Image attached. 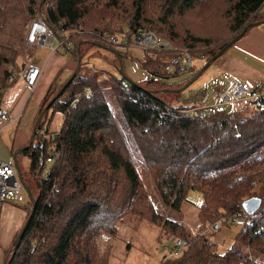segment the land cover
<instances>
[{"label":"trees","instance_id":"obj_1","mask_svg":"<svg viewBox=\"0 0 264 264\" xmlns=\"http://www.w3.org/2000/svg\"><path fill=\"white\" fill-rule=\"evenodd\" d=\"M152 4L157 13H149ZM263 6L264 0H0V34L18 47L0 44V103L13 70L18 69L26 26L35 14L53 36L60 28L70 33L71 47L64 43L63 49L77 59L85 47L106 45L98 36L122 33L124 28L128 29L127 39L142 30L169 42L171 50L144 52L143 68L151 74L150 79L134 84L121 76L112 77L108 88L134 132L135 147L161 202L179 211L190 190L200 192L198 222L212 227L221 219L227 223L244 218L234 239L246 249L214 252L203 234L192 233L183 224L154 212L114 123L104 87L95 77L81 74L79 66L43 114L32 142L22 148L29 168L20 175L36 205L19 246L9 250L5 264H90V250L99 254L103 264H109L107 247L98 248L96 239L102 234L115 236L117 222L128 213L161 227L167 240L183 242L171 264H264L253 256H264V195L255 191L257 185H264V101L253 102L257 110L249 116H242L243 110L194 114L196 106L176 104L180 92L164 90L181 88L199 68L191 66L189 76L180 83L157 80L187 72L161 70L181 49L205 63L250 23L263 20ZM80 41L83 44L77 50ZM56 80L57 75L39 104V113L66 82L56 86ZM50 108L62 112L64 118L60 129L50 132L52 138H41L38 133L43 126L49 133L46 115ZM50 147L60 158L42 177ZM118 188L124 196L118 207L133 205L109 213L104 208ZM252 196H259L261 204L247 215L241 205ZM27 205L28 216L29 199Z\"/></svg>","mask_w":264,"mask_h":264},{"label":"rangeland","instance_id":"obj_2","mask_svg":"<svg viewBox=\"0 0 264 264\" xmlns=\"http://www.w3.org/2000/svg\"><path fill=\"white\" fill-rule=\"evenodd\" d=\"M148 11L149 13H157L153 4L149 6ZM262 12H264V6L262 8ZM27 27L28 25L26 26V30ZM127 31L128 29L124 28L122 33L116 34L117 44H120L123 38H125V33ZM129 40L131 41V38ZM129 40L128 46L125 48L110 46L105 42L104 43L106 45L100 44L103 46V48L97 46H90L88 48L85 47L84 52L80 57V73L95 77L104 87L103 93L105 94L107 103L113 115L114 123L121 134L124 143L126 144L125 146L128 147L132 155L136 170L142 180V183L144 184V188L146 189L148 196L150 197V201L153 206L152 209L154 212L162 215L164 218H168L183 224L192 233L203 234L204 239L208 243L212 244L211 250L214 252L221 253L229 248L237 247L243 251H246V249L239 245L234 239V236L240 229L242 223L245 222L244 218L239 217L235 221H229L227 223H222L221 219L216 228L214 226L211 227L198 222L196 214L197 208L201 202L200 192L196 190H190L188 192L186 201L182 204V207L179 211L165 206L161 202L151 180V176L148 173V169L144 165L142 155L135 147L132 137L134 132L128 128L125 118L121 114L117 102L112 97L111 90L108 88L110 86L109 83L112 77L117 78L123 74L127 79L137 84H143L151 78L149 71L143 68L145 51L136 47L133 42H129ZM0 44L18 48L17 45L13 43V40L1 34ZM228 51L224 53H227ZM118 53L121 54V57L118 55ZM224 53L222 54L223 56L221 55L219 58L212 61L191 85L180 92L176 104L183 106H196V109H192V113L194 112V114H198L197 112H199L201 115H205V113H207V109L205 108L198 109L200 104L206 100H208L207 102L209 103H219L218 105L220 106L217 105V107H220V109L216 108L215 110L225 114L233 113L236 109H239L238 107H241L242 105L246 106V109L240 113L242 116H249L256 112L257 107L255 104L247 99H243L235 103L233 106L220 104L219 100L217 99V91L224 90L229 86H218L216 85L215 80V74L218 72L217 69L219 65H221V62L226 55ZM58 54L64 59V69L61 72L59 78H57L55 81L56 86H59L61 83L65 82V80L71 76L78 64V59L72 56L70 52L64 51L63 48H61L59 52H54L53 57H58ZM30 55L31 50H25L23 47L20 48L19 56L16 61L18 69L13 70L12 77L20 71V63L22 59L25 56ZM203 64L202 58L195 57L192 59L191 66L192 69L195 70L198 68L200 69ZM189 74L190 71H187L177 77L166 80L157 78V80L159 82H167L171 84H173V82L180 83L187 79ZM219 87L222 89H219ZM231 107L234 109L232 110ZM38 114L39 104H37L35 100H31L25 105L20 118L17 119L18 121L14 124V126L9 131L3 130L2 136H5V133L8 131L7 133L9 137L16 140L18 139L20 131H24L29 134L26 139L27 144L31 137L34 121ZM63 118L64 114L62 112L50 108L46 115V120L48 121V132H57L61 127ZM42 130L43 129H41V131ZM1 131L2 129H0V132ZM51 149L52 148L50 147L49 150L51 151ZM15 161L16 168L19 170L20 174L22 173L24 176L29 168V158L21 152L16 155ZM255 191L257 195L263 196L264 185H257L255 187ZM22 196L25 203H27L28 196L24 189H22ZM123 197L124 196L123 193H121V189L118 188L112 202L106 205L104 209H106L109 213H112V210L114 209L131 207L133 205L132 202L125 204L122 207H118V201L119 199L120 201H123ZM116 229L117 232L115 236H107L106 234H102L100 237H98V239H96L95 245L98 248L102 249L107 247L108 253L110 254L109 264H171L175 260V258L170 254V240L172 238L167 240V236L163 230H161V227H155L154 225L150 224V222L142 219L141 216H138L135 213L126 214V216L121 218L120 222H117ZM157 239L160 240V242ZM93 254V251L90 250V264L104 263L99 259V254H94V258ZM253 256L257 258L258 261L264 263V256H256L254 254ZM80 264L84 263L81 262Z\"/></svg>","mask_w":264,"mask_h":264},{"label":"crops","instance_id":"obj_3","mask_svg":"<svg viewBox=\"0 0 264 264\" xmlns=\"http://www.w3.org/2000/svg\"><path fill=\"white\" fill-rule=\"evenodd\" d=\"M228 50L227 53H224L226 55L217 69V74H215L216 85H229L235 80H249L253 83L264 84V23L250 28ZM53 54L54 52H49L47 49H31V55L22 59L20 71L12 77L3 92L0 108L7 110L8 121H0V129H2L0 132L1 161L14 160L17 150L27 145L26 139L29 134L26 132L20 131L16 140L11 139L7 132L18 121L17 119L20 118L28 102L35 100L37 104H40L56 75L59 78L64 69L63 57L58 54V57L54 58ZM29 64L41 69L37 83L32 89L24 84L21 77L22 69ZM219 89L222 88L219 87ZM207 101L201 103L199 109L205 108L207 113L219 112L215 110L216 108L220 109V107H217L219 103H209ZM243 107L244 105L238 107L239 109H236L233 113H240ZM231 109L233 110L234 108L231 107ZM3 130H8L5 136H2ZM27 207L28 205L24 200L21 203L4 202L2 204L0 216V264L4 263L15 235L26 220Z\"/></svg>","mask_w":264,"mask_h":264},{"label":"built area","instance_id":"obj_4","mask_svg":"<svg viewBox=\"0 0 264 264\" xmlns=\"http://www.w3.org/2000/svg\"><path fill=\"white\" fill-rule=\"evenodd\" d=\"M58 37V38H57ZM70 33L62 28L57 29L56 35L53 36L45 25L42 18L35 14L30 20L26 36L23 40L24 49L41 48L47 49L49 52H56L63 48L65 43L68 47H71L68 39ZM98 38L107 43L110 46H118L125 48L128 46V40L123 38L120 44H117L116 33H108L106 35L98 36ZM56 42V44H55ZM133 44L144 51H167L173 49L168 41L159 39L153 33L139 30L132 35L131 41ZM192 65V58L187 49H181L176 57L169 58L162 66L161 70L166 73H172L176 69L187 71ZM40 67L34 65H26L21 72L24 84L33 88L40 75ZM84 94L89 97L90 93L85 91ZM216 97L220 104L232 106L233 104L247 99L254 103H261L264 101V84L253 83L249 80L244 81H232L229 86L224 90H218ZM77 97L72 101V105L77 102ZM246 106L242 109L244 110ZM0 121H8V112L6 109L0 108ZM43 130L39 131V135L42 138L53 137L54 134L47 133L46 126H43ZM60 158V153L55 151L52 147L51 153L46 157L45 163L41 170V176L46 177L49 171V167L53 165ZM22 182L19 180L17 172L15 170L14 160L1 161L0 160V216L1 208L4 202L21 203L24 198L22 196ZM183 248V242L180 239L172 238L170 240V251L172 256H178Z\"/></svg>","mask_w":264,"mask_h":264},{"label":"water","instance_id":"obj_5","mask_svg":"<svg viewBox=\"0 0 264 264\" xmlns=\"http://www.w3.org/2000/svg\"><path fill=\"white\" fill-rule=\"evenodd\" d=\"M264 23V19L263 20H259V21H255V22H252L250 23L247 27H253V26H258L260 24H263ZM243 29V31L241 33H239L237 36H235L230 42H228L222 49H220L213 57H211L209 60H207L201 67L200 69L196 72V74L191 78L189 79L181 88L179 89H175V90H171V89H166L164 90L165 92H169V93H179L181 92L182 90H184L185 88H187L189 85H191L201 74L202 72L210 65V63L214 60H216L217 58H219L224 52H226L236 41L239 40V38L245 33L246 29ZM83 44V41H80L78 44H77V50H78V47ZM95 46L97 47H101L103 48L102 45L100 44H94ZM79 66H80V57L78 56V64L76 66V68L74 69V71L72 72L71 76L66 80V82L61 86V88L55 93V95L50 99V101L46 104V106L41 110V112L39 113V115L37 116L36 120H35V123L33 125V129H32V133H31V137L29 139V144L32 142L33 140V137L35 135V132H36V128H37V125L38 123L40 122L43 114L45 113V111L48 109V107L50 106V104L62 93L64 87L70 82V80L76 75L78 69H79ZM122 73V71H121ZM123 74V73H122ZM123 78H125L126 80L132 82L131 80L127 79L124 74L121 76ZM134 83V82H133ZM134 84H137V83H134ZM154 92H156V90H152ZM22 152V149H20L19 151H17L14 155V164H15V169H16V172H17V175H18V178L19 180L22 182V186H23V189L26 191V194L28 196V199L29 201L31 202V208H30V212H29V215L27 216L25 222L23 223L22 227L20 228V230L18 231L14 241L12 242V245H11V249L10 250H14L16 249L18 246H19V243H20V240H21V237L24 233V231L26 230L27 228V225L30 221V218L31 216L33 215V212H34V208H35V205H36V201L33 199V197L31 196L30 192L26 189L25 185H24V182L22 181L21 179V175H20V172L19 170L16 168V161H15V158H16V155L21 153ZM260 204H261V199L260 197L258 196H252L246 200H244L242 202V208L245 212V214L247 215H251L253 214L259 207H260ZM214 227L216 228L217 225H214ZM9 252L6 254V257H5V260H4V263L6 262V259H7V256H8Z\"/></svg>","mask_w":264,"mask_h":264}]
</instances>
